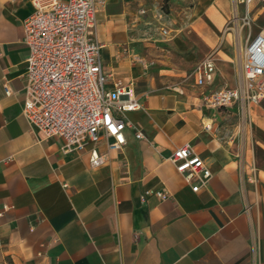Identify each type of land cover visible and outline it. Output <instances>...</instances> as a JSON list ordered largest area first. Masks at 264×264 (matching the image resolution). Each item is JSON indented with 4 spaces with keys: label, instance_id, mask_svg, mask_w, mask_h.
Wrapping results in <instances>:
<instances>
[{
    "label": "crops",
    "instance_id": "crops-1",
    "mask_svg": "<svg viewBox=\"0 0 264 264\" xmlns=\"http://www.w3.org/2000/svg\"><path fill=\"white\" fill-rule=\"evenodd\" d=\"M226 1L242 4L217 0ZM143 2L106 0L97 17L102 65L132 86L141 110L124 114L129 126L121 150L107 152L102 139L98 152L108 161L93 168L86 152L63 154L59 140L43 139L22 116V24L33 8L30 0H0V263L264 264V166L257 160L264 141L253 132L264 133V123L256 106L218 111L202 101L241 84L242 55L220 56L227 47L216 44L214 30L221 32L225 19L214 22L208 8L180 37L164 39L170 57L183 62L155 60L153 44L149 65L150 50L135 45L131 30ZM258 3L264 1L245 5L247 13ZM208 57L215 71L203 93L170 86L177 81L172 71ZM184 145L211 173L197 192L199 180L186 182L169 161Z\"/></svg>",
    "mask_w": 264,
    "mask_h": 264
},
{
    "label": "built area",
    "instance_id": "built-area-1",
    "mask_svg": "<svg viewBox=\"0 0 264 264\" xmlns=\"http://www.w3.org/2000/svg\"><path fill=\"white\" fill-rule=\"evenodd\" d=\"M239 1L249 5L255 0ZM30 3L33 11L22 24L27 50L22 116L31 131L43 139L59 140L63 154L86 152L91 167L103 166L108 155L98 152L102 139L107 152L121 150L126 140L124 130L129 126L124 114L141 110L132 86L116 79L101 62L97 17L105 9L106 0ZM242 60L241 85L208 93L202 100L206 107L220 111L240 106L246 110L264 104V32L247 44ZM214 71L212 58L199 62L192 72L195 86L211 84ZM3 88L6 96L13 94L5 80ZM136 138H141L140 132ZM169 161L186 182L199 180L193 192L211 177L201 157L188 145L176 149ZM249 165V179L255 183V164ZM156 195L165 197L162 193Z\"/></svg>",
    "mask_w": 264,
    "mask_h": 264
},
{
    "label": "rangeland",
    "instance_id": "rangeland-1",
    "mask_svg": "<svg viewBox=\"0 0 264 264\" xmlns=\"http://www.w3.org/2000/svg\"><path fill=\"white\" fill-rule=\"evenodd\" d=\"M226 2L223 4L217 0H144L138 8L140 20L135 19L131 22V30L134 34L133 42L135 45H143L150 50L146 56L150 60L151 64L149 65H153V44L157 50L155 60L169 62L172 59L174 62H183L182 56L180 58L177 55H174L173 58L170 57L171 48L168 46L169 43L165 44L164 39L175 40L178 36L180 37L183 31L189 28L192 21L203 17L204 12L210 8L208 14L214 22L221 19L220 15L225 19L221 32L214 30L216 44L227 47V53L220 54V56L225 58L226 55L233 58L235 53L238 56L242 55L248 40L251 41L257 32L264 30V3H258L247 13L245 4ZM214 5L217 6V10L213 8ZM206 23L210 24L207 20ZM195 67L183 73L172 71V76L177 81L170 86L180 91H193L192 93H198V96L203 93L200 92L203 88L195 87L192 82V72ZM237 85H228V87H237ZM236 109L240 111L242 108L237 106ZM253 111L257 114V120L264 123V104L256 106ZM240 119L238 123L242 121ZM247 123L252 124L249 117ZM253 125L254 123L252 127ZM259 130L253 132L255 135L257 134L256 137L264 141V133ZM257 160L259 166H264L263 149H257ZM0 264L11 263L8 260H3Z\"/></svg>",
    "mask_w": 264,
    "mask_h": 264
}]
</instances>
